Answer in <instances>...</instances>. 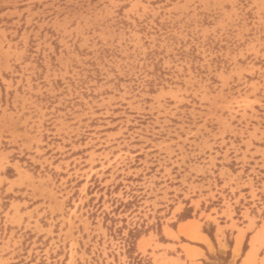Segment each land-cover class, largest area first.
Wrapping results in <instances>:
<instances>
[{
    "label": "rangeland",
    "instance_id": "rangeland-1",
    "mask_svg": "<svg viewBox=\"0 0 264 264\" xmlns=\"http://www.w3.org/2000/svg\"><path fill=\"white\" fill-rule=\"evenodd\" d=\"M192 218L264 222V0H0V264H174Z\"/></svg>",
    "mask_w": 264,
    "mask_h": 264
},
{
    "label": "crops",
    "instance_id": "crops-1",
    "mask_svg": "<svg viewBox=\"0 0 264 264\" xmlns=\"http://www.w3.org/2000/svg\"><path fill=\"white\" fill-rule=\"evenodd\" d=\"M204 221L214 226L215 243H212L209 237L202 233L203 223L199 219L192 218L182 221L177 225L176 230L173 231L175 238H170L171 242L158 244L159 249L165 251L164 258L171 259L167 263L216 264L218 260L216 256H225L229 250L228 264H236L237 261H239V264H245L246 261H249V264H264V246L258 247V245H255V249L252 251V239L256 236L259 240L260 236L264 234V222L256 224V221H253L251 223L246 218L241 220H234L233 218H205ZM236 221L238 224H232ZM189 228H192V230L190 231ZM181 230L194 232L195 234L187 233V236L190 238L191 235H194L196 237L194 242L202 247L191 245L184 241H190L191 238L188 239L181 234ZM247 238V249L243 253L242 246ZM227 239L233 241L232 247H229ZM171 252H175V255H170ZM161 254L162 252L159 253V255ZM208 256L215 257L216 260L211 261Z\"/></svg>",
    "mask_w": 264,
    "mask_h": 264
},
{
    "label": "bare ground",
    "instance_id": "bare-ground-1",
    "mask_svg": "<svg viewBox=\"0 0 264 264\" xmlns=\"http://www.w3.org/2000/svg\"><path fill=\"white\" fill-rule=\"evenodd\" d=\"M255 237H256V236H255ZM255 237H254V239H252V240H253V241H252V251L255 249V248H254V247H255V243H258V242H259L258 238H255ZM190 238H191V239H195L196 237L193 236V235H191ZM237 241H238V239H237ZM245 264H249V261H246Z\"/></svg>",
    "mask_w": 264,
    "mask_h": 264
}]
</instances>
